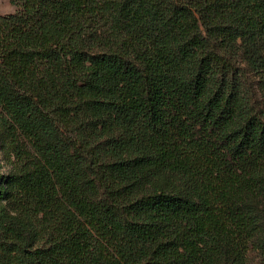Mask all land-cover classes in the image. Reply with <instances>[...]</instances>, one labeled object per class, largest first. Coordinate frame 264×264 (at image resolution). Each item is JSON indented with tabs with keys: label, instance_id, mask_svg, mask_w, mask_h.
<instances>
[{
	"label": "trees",
	"instance_id": "16d2710c",
	"mask_svg": "<svg viewBox=\"0 0 264 264\" xmlns=\"http://www.w3.org/2000/svg\"><path fill=\"white\" fill-rule=\"evenodd\" d=\"M0 159V264H264V0H17Z\"/></svg>",
	"mask_w": 264,
	"mask_h": 264
},
{
	"label": "rangeland",
	"instance_id": "374dc122",
	"mask_svg": "<svg viewBox=\"0 0 264 264\" xmlns=\"http://www.w3.org/2000/svg\"><path fill=\"white\" fill-rule=\"evenodd\" d=\"M17 10V0H0V14H11ZM11 164L0 159V171L8 170Z\"/></svg>",
	"mask_w": 264,
	"mask_h": 264
}]
</instances>
